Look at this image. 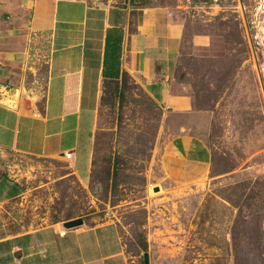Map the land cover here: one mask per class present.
<instances>
[{
	"label": "rangeland",
	"instance_id": "374dc122",
	"mask_svg": "<svg viewBox=\"0 0 264 264\" xmlns=\"http://www.w3.org/2000/svg\"><path fill=\"white\" fill-rule=\"evenodd\" d=\"M155 1L184 25L177 73L196 110L168 120L206 142L209 174L187 185L164 174V110L127 74L116 94L105 88L87 186L64 159L0 151V172L19 185L0 203V235L50 224L64 231L63 221L82 217L117 222L129 264H145V252L147 264H264V0ZM194 35L210 42L194 47ZM43 73L40 64L39 106Z\"/></svg>",
	"mask_w": 264,
	"mask_h": 264
},
{
	"label": "crops",
	"instance_id": "0c3cea01",
	"mask_svg": "<svg viewBox=\"0 0 264 264\" xmlns=\"http://www.w3.org/2000/svg\"><path fill=\"white\" fill-rule=\"evenodd\" d=\"M183 35V23L155 0H0V151L64 159L87 186L104 86L129 74L164 110V174L179 185L200 181L211 169L209 146L187 122L168 120L196 115L177 73ZM209 42L206 35L192 38L194 47ZM18 191L17 181L0 172V203ZM2 212L0 204L1 220ZM61 231L50 224L0 235V264L130 262L115 221Z\"/></svg>",
	"mask_w": 264,
	"mask_h": 264
},
{
	"label": "water",
	"instance_id": "95a60500",
	"mask_svg": "<svg viewBox=\"0 0 264 264\" xmlns=\"http://www.w3.org/2000/svg\"><path fill=\"white\" fill-rule=\"evenodd\" d=\"M83 223H84V220L82 217H76V218H72V219H68V220L63 221L62 226L65 229H71V228L78 227V226L82 225ZM143 260H144V263L147 264V262H148L147 252H145L143 254Z\"/></svg>",
	"mask_w": 264,
	"mask_h": 264
},
{
	"label": "trees",
	"instance_id": "16d2710c",
	"mask_svg": "<svg viewBox=\"0 0 264 264\" xmlns=\"http://www.w3.org/2000/svg\"><path fill=\"white\" fill-rule=\"evenodd\" d=\"M125 75H127V74H125ZM124 75V76H125ZM123 76V77H124ZM120 81H117V80H115L114 82H109L110 84H113L114 85V94H116L117 92H119L118 90H117V85H118V83H119ZM109 83H106L105 84V86H104V89H103V95H104V93H105V88H106V86L109 84ZM103 95H102V98H103ZM147 95V94H146ZM148 96V95H147ZM149 97V96H148ZM102 98H101V101H102ZM149 99H151L150 97H149ZM152 100V99H151ZM153 101V100H152ZM154 102V101H153ZM144 248H145V245L143 246Z\"/></svg>",
	"mask_w": 264,
	"mask_h": 264
},
{
	"label": "built area",
	"instance_id": "2783aa9c",
	"mask_svg": "<svg viewBox=\"0 0 264 264\" xmlns=\"http://www.w3.org/2000/svg\"><path fill=\"white\" fill-rule=\"evenodd\" d=\"M64 233V231H61L60 234L62 235Z\"/></svg>",
	"mask_w": 264,
	"mask_h": 264
},
{
	"label": "bare ground",
	"instance_id": "6f19581e",
	"mask_svg": "<svg viewBox=\"0 0 264 264\" xmlns=\"http://www.w3.org/2000/svg\"><path fill=\"white\" fill-rule=\"evenodd\" d=\"M11 104V103H10Z\"/></svg>",
	"mask_w": 264,
	"mask_h": 264
}]
</instances>
